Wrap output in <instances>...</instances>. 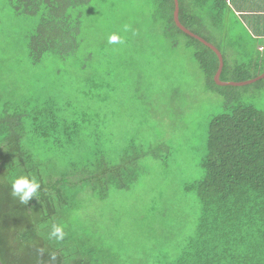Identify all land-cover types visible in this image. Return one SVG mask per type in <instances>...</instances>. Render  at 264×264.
Returning <instances> with one entry per match:
<instances>
[{"label": "rangeland", "instance_id": "374dc122", "mask_svg": "<svg viewBox=\"0 0 264 264\" xmlns=\"http://www.w3.org/2000/svg\"><path fill=\"white\" fill-rule=\"evenodd\" d=\"M76 12L82 13L80 46L36 64L28 41L42 22L41 13L17 14L9 0H0L2 100L30 102L32 108L53 104L60 126L79 125L78 153L57 155L52 153L55 138L39 139L30 128L24 145L39 158L77 160L91 147L117 163L131 143L166 147L161 159L140 162L142 177L130 190H112L104 201L83 193L77 222L91 240L99 235L104 264H163L196 224L198 201L185 186L203 177L210 123L225 112V99L208 90L195 58L197 47H188L183 37L172 47L164 38L163 26L151 21L148 0H87ZM196 12L203 17V35L224 51L228 63L260 62L249 71L264 74V58L240 18L237 22L228 13L225 25L211 13ZM113 34L122 42L109 44ZM242 92V104L264 111V87Z\"/></svg>", "mask_w": 264, "mask_h": 264}, {"label": "trees", "instance_id": "16d2710c", "mask_svg": "<svg viewBox=\"0 0 264 264\" xmlns=\"http://www.w3.org/2000/svg\"><path fill=\"white\" fill-rule=\"evenodd\" d=\"M83 2L87 0H9L17 14L41 13L42 22L28 41L33 63H40L49 54L63 56L76 51L80 46L82 17L76 8ZM148 3L153 12L151 21L163 26L164 38L171 41L172 47L178 46L181 37L188 41V47H197L195 58L204 72L208 90L225 99V112L210 123L206 156L201 164L203 177L185 186V192L194 193L199 205L193 231L180 240L177 253L170 261L163 263V258L155 261L264 264V111L240 100L242 91L250 87L261 90L264 79L245 86L217 85L214 80L220 65L217 54L176 25L174 0H148ZM179 3L181 24L222 53V81L246 82L262 75L252 76L249 71L260 62L233 66L224 51L203 35V17L196 9L203 14L211 13L217 23L226 25L225 2L179 0ZM255 46L258 49L256 42ZM260 50L264 58V47ZM56 111L53 104L32 108L30 102L4 103L0 94V256L3 264H104L99 256V235H93L91 240L90 234L81 232V225L77 223L81 221V195L88 193L104 201L112 190H130L142 177L140 162L147 157L161 159L166 149L164 145L146 149L131 143L117 163L111 162L100 150L92 151L91 147L87 153L80 150L84 153L77 160L39 158L24 145L30 128L39 139L55 138L52 150L55 155L65 150L78 153L80 149L75 142L79 125L60 126ZM20 176L34 177L40 183L37 198H31L27 204H21L12 195V183ZM53 226L63 227L62 240L50 238ZM53 255L55 260L51 259Z\"/></svg>", "mask_w": 264, "mask_h": 264}, {"label": "crops", "instance_id": "0c3cea01", "mask_svg": "<svg viewBox=\"0 0 264 264\" xmlns=\"http://www.w3.org/2000/svg\"><path fill=\"white\" fill-rule=\"evenodd\" d=\"M235 19L240 18L247 33L255 40L258 50L264 47V0H221ZM261 51V50H260Z\"/></svg>", "mask_w": 264, "mask_h": 264}, {"label": "clouds", "instance_id": "9594fccd", "mask_svg": "<svg viewBox=\"0 0 264 264\" xmlns=\"http://www.w3.org/2000/svg\"><path fill=\"white\" fill-rule=\"evenodd\" d=\"M125 30H127V26H125ZM118 41H120V37L115 34L109 36L108 38L109 44H115ZM39 190L40 183L34 177L29 178L27 176H20L12 183V195L13 197L18 198L21 204H27L33 197L37 198ZM64 235L65 233L62 226H53L50 238L62 240ZM51 259L55 260L56 257L53 255Z\"/></svg>", "mask_w": 264, "mask_h": 264}, {"label": "water", "instance_id": "95a60500", "mask_svg": "<svg viewBox=\"0 0 264 264\" xmlns=\"http://www.w3.org/2000/svg\"><path fill=\"white\" fill-rule=\"evenodd\" d=\"M175 2V11H174V20L176 25L186 34L196 38L197 40H199L200 42L204 43L206 46H208L210 49H212L218 56L219 61H220V65H219V69L214 77L215 82L217 83V85L219 86H245V85H249V84H253L257 81L263 80L264 79V74L260 75L259 77L250 80V81H246V82H226V81H222L221 80V75L224 69V58L222 53L220 52V50H218V48H216L213 44L209 43L208 41H206L203 37L193 33L192 31H190L189 29H187L185 26H183L180 22V18H179V14H180V3L179 0H174ZM0 264H3L2 260H1V256H0Z\"/></svg>", "mask_w": 264, "mask_h": 264}]
</instances>
